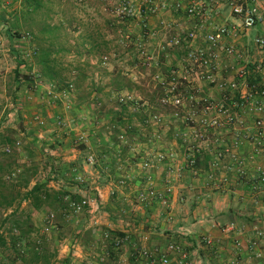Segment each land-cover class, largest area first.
I'll return each instance as SVG.
<instances>
[{
  "label": "rangeland",
  "instance_id": "obj_1",
  "mask_svg": "<svg viewBox=\"0 0 264 264\" xmlns=\"http://www.w3.org/2000/svg\"><path fill=\"white\" fill-rule=\"evenodd\" d=\"M126 1L0 0V264L34 263L35 249L42 252L40 263L121 264V249L109 238L128 242L102 224L108 216L101 212L125 230L127 221L141 225L142 218L125 213L139 203L116 199L113 191L104 208L96 203L75 215L69 202L97 200L93 187L108 180L123 187L120 181L132 175L144 185L138 177L153 168L158 154L173 176L174 150L190 148L186 163L202 153L207 131L228 128L211 127L202 115L201 99L219 102L221 92L207 83L206 71L192 69L188 47L161 51L164 42L143 39L145 27L131 23L142 14L140 0H128L135 8L130 16L119 11ZM218 73L217 81L225 80ZM169 85L195 100L172 106ZM84 150L80 158L65 159ZM89 155L93 165L86 163ZM35 184L67 196L33 209L25 195ZM132 237L131 243H144L141 235Z\"/></svg>",
  "mask_w": 264,
  "mask_h": 264
},
{
  "label": "crops",
  "instance_id": "obj_2",
  "mask_svg": "<svg viewBox=\"0 0 264 264\" xmlns=\"http://www.w3.org/2000/svg\"><path fill=\"white\" fill-rule=\"evenodd\" d=\"M177 1L180 2L181 10L176 9ZM138 2L140 5L137 4L139 5L137 7L141 9L142 14L133 16L131 23L138 21L145 27L142 34L143 39L147 41L165 42L173 36L192 30L194 24L198 25V21L194 23L184 16L188 0H140ZM147 3L155 9L154 15L146 11ZM261 6L264 20L263 2ZM231 21L234 19L230 16L228 6L225 5H221L209 16V23L214 26ZM210 29L211 27H207L206 31ZM256 37L264 39V22L263 25L252 29L247 38L235 40L234 43L241 54V59L251 72V79H256L264 86V54L254 45L253 41ZM202 44V38L197 37L192 45L199 47ZM233 63L234 61L222 58L218 65V72L222 77L226 75V80L234 78V72L230 66ZM216 92L213 90L212 94L217 97ZM253 118L245 117L243 124L250 125ZM193 127L197 134H202L197 122L193 124ZM237 128H217L206 132L205 143L199 145L202 153L196 156L195 172L185 163L190 148L180 147L174 150L176 170L173 176L168 175L167 163H156L152 166L154 169L142 172L143 175L138 177L146 180L144 185L142 184L144 182H139L130 174V177H125L126 181H120L125 184L123 187L117 186L118 183L111 180H108L105 185L96 184L93 187L96 190L94 194L97 193L98 196L97 200H94L95 204L101 205L102 208L110 202L113 191L116 192V199L121 198L129 202V198H133L139 203L125 213L133 212L135 217L142 218L141 225L130 224L127 221L125 226L131 225V227L125 230L119 229L110 221L109 212H101L103 218L108 216L105 219L106 222L102 224L110 228L112 235L125 236L128 242L120 247L121 251L117 260L119 263L150 264V260L145 259L142 254L136 256L135 250L140 248L142 252L146 251L151 260L166 256L169 264H232L234 261L264 264V199L252 196L248 186L229 169L228 156H224L220 162L215 161L216 151H221L223 146H231L234 140L238 139L241 132ZM98 142H100L99 139L95 140L92 147H97ZM85 152L86 150L78 151L65 159L80 158L79 154ZM94 152L98 153L96 150ZM235 152L244 158L251 154L250 148L246 145L236 149ZM51 154L54 153L51 152ZM96 156L100 163L104 161L101 155L100 158L99 154ZM253 163L264 167V149L254 158ZM123 165H127L126 162ZM88 167L83 166V171L91 174ZM117 168L121 169V166ZM95 172L99 173L97 170ZM143 176H146V179ZM164 183L169 184L164 185ZM148 184L159 193H164V189L171 184L172 191L170 194L164 193L162 198L142 203L137 199V194L145 191ZM140 185L141 187H138ZM122 190H128V192L124 193ZM131 221L134 222L132 219ZM135 221L138 222V219ZM230 225H233V230L228 231L226 228ZM258 233L263 235L260 239H258ZM135 234L137 238L141 235L144 243H131L133 239H136L132 237ZM253 242H256L254 247ZM170 245L178 246L179 250L169 251ZM257 254L262 257L257 259ZM138 257L141 262L138 261Z\"/></svg>",
  "mask_w": 264,
  "mask_h": 264
},
{
  "label": "built area",
  "instance_id": "obj_3",
  "mask_svg": "<svg viewBox=\"0 0 264 264\" xmlns=\"http://www.w3.org/2000/svg\"><path fill=\"white\" fill-rule=\"evenodd\" d=\"M98 1L104 2L106 0ZM188 2V6L184 10V16L194 23L198 21V25L194 24L195 26L192 30L167 39L160 46V49L161 51L174 49L185 44L189 49L187 60L192 64V69L196 67L208 73L205 77L207 83L217 88L221 92V96L219 102L213 98L201 99L204 106L202 115L210 118L211 127L225 126L228 128L232 127V129L238 127L237 129L241 132L238 139L234 140L231 146H223L221 151L214 153L215 161L220 162L224 156H228L230 159L229 169L248 186L252 196L264 199V167L253 163L254 158L264 149V86L256 79H251V72L247 64L241 59V54L234 43L235 40L247 38L251 30L258 25H263L261 3H264V0H188ZM148 3L146 11L149 14L155 13V9L150 7ZM221 5L228 6L230 16L234 21L219 26L211 25L209 23V16L220 8ZM134 9L133 5L127 0L121 4L119 11L122 14L130 16L133 15ZM176 9L181 10L179 1L176 2ZM207 27H211L210 31H206ZM197 37L203 40V44L199 47L192 45ZM253 42L264 54V39L256 37ZM26 57H30V54H27ZM222 58L234 61L233 65H230L232 72H234V78L231 80L217 81L213 75L218 70V65ZM171 81L174 84L175 79L172 78ZM169 84L172 83L170 82ZM173 90L172 87L169 92L171 96L168 97V102L174 107L182 106L183 101L193 102L195 100V97L192 96L181 98L180 95L173 94ZM227 103L230 105L231 110L226 106ZM245 117H254L252 123L248 126L243 124ZM207 118H203L202 120H207ZM218 118H222L224 122L218 121ZM38 122L39 124H43L42 121L38 120ZM235 125L238 126L235 127ZM245 145L250 148L251 154L244 158L235 151ZM164 160L165 156L162 154H158L155 157L157 164H162ZM94 162V155H89L86 163L93 165ZM144 166L149 167L150 162H145ZM186 166L195 172L196 156L190 157L186 162ZM75 181L81 183L83 179L77 175ZM148 185L145 191H140L137 194V199L140 202L145 203L162 198L164 193L170 194L172 191L171 187L167 186L164 189V193H159L151 188L150 184ZM93 205H95V201L89 198H83L79 202H69L70 209L75 215L82 214L83 211L91 209ZM226 229L228 231L233 230V225H230ZM262 236V234L258 233V239ZM105 238L107 239L108 236L106 235ZM109 240L110 246L116 249L120 248L123 244L122 240L115 238H109ZM255 243L253 242V247ZM168 250L178 251L179 248L178 246L170 245ZM142 255L145 259L150 260V264H154V260H151V257L147 256L146 251H143ZM183 257L185 256L183 255ZM261 257L260 254L256 256L257 259ZM158 264H169V260L166 256H163L158 260ZM232 264L251 263L248 261H234Z\"/></svg>",
  "mask_w": 264,
  "mask_h": 264
},
{
  "label": "trees",
  "instance_id": "obj_4",
  "mask_svg": "<svg viewBox=\"0 0 264 264\" xmlns=\"http://www.w3.org/2000/svg\"><path fill=\"white\" fill-rule=\"evenodd\" d=\"M170 88L172 87L170 86ZM173 92V94H178L176 89H174ZM66 196V193L51 190L45 184H35L29 191H27L25 199L30 201L33 209H38L43 204H50L53 202L61 203ZM41 255L42 252L37 251L36 249L33 250L34 263L31 264H51L46 258H43L42 263H40ZM53 258H55V255ZM66 262L67 261H62V264H67Z\"/></svg>",
  "mask_w": 264,
  "mask_h": 264
}]
</instances>
